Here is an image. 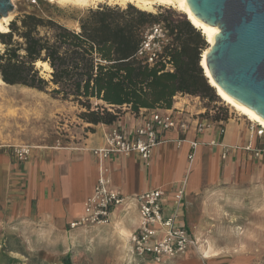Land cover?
<instances>
[{"label": "crops", "instance_id": "1", "mask_svg": "<svg viewBox=\"0 0 264 264\" xmlns=\"http://www.w3.org/2000/svg\"><path fill=\"white\" fill-rule=\"evenodd\" d=\"M181 103V118L190 124L189 131L185 136L175 130L160 134V144L146 162L136 154L113 155L105 160L95 157L92 150L104 146V135L110 128L103 124H83L74 131V141L62 147L33 149L29 161L24 164L17 163L6 151L0 150V218L25 232L23 245L33 244L39 251L44 244L53 245L55 235L77 233L70 231L68 226L82 214L84 202L92 194L99 174H103L110 187L125 198L121 206L112 210L110 223L99 229L106 245L112 244L109 248L103 247V264H108L104 258L109 250L118 261L111 264H139L128 251V240L138 226L135 198L145 192L163 191V214L176 213V224L184 226L196 237L201 228L204 188L220 182L236 183L245 178L240 172L245 161L249 171H257L259 179H264V154L253 158L240 150L248 132L245 133L243 125L234 120L228 119L223 124L222 134L218 125L196 134L193 121L202 117L197 116L199 111L194 103ZM178 106L179 103L173 101L167 111ZM140 112L145 116L150 111L142 109ZM140 112L133 115L125 110L114 125L121 126L123 132L130 135L143 123L144 116ZM87 127L93 130L85 131ZM180 139L181 143L177 144ZM191 142H196L197 146L189 160ZM220 144L227 149L223 160ZM178 189H183V199L175 211L173 198ZM33 230L35 232L30 236L29 232ZM199 244L202 243L198 241ZM59 252H65L63 246ZM191 252L162 264H225L222 254L215 255L208 245L200 256Z\"/></svg>", "mask_w": 264, "mask_h": 264}, {"label": "trees", "instance_id": "2", "mask_svg": "<svg viewBox=\"0 0 264 264\" xmlns=\"http://www.w3.org/2000/svg\"><path fill=\"white\" fill-rule=\"evenodd\" d=\"M36 2L45 16L23 14L0 33V80L6 86L49 93L75 107L77 119L92 126H111L125 110L133 115L142 109L169 110L178 94L216 103L215 91L200 67L206 39L186 17L174 22L162 12L107 4L77 18L53 17L45 2ZM60 20L72 21L76 28ZM153 24H161L168 33L162 51L167 62L148 67L135 55ZM39 62L49 66L48 79L36 68ZM212 120L227 122L226 111L215 108Z\"/></svg>", "mask_w": 264, "mask_h": 264}, {"label": "rangeland", "instance_id": "3", "mask_svg": "<svg viewBox=\"0 0 264 264\" xmlns=\"http://www.w3.org/2000/svg\"><path fill=\"white\" fill-rule=\"evenodd\" d=\"M30 1L11 0L13 5L11 22L28 13L45 16L41 11L43 8L32 6ZM45 4L50 7L48 11L53 17L61 14L74 18L79 17L83 11L95 9L99 5L115 6L106 0L80 6L57 2ZM159 12L174 22L185 19L181 12L171 7L155 6L154 10L147 13ZM60 21L70 29L76 28L72 21ZM8 29L9 25L7 31ZM36 68L43 78L48 79V71L41 66ZM186 100L194 103L193 100L179 97L176 102L181 106L183 104L181 102L186 103ZM201 101L206 111H212V115L215 108L221 113L226 111L227 120L237 121L243 125L244 132H248L252 121L218 97L216 103L203 99ZM76 115L75 107L52 98L49 93L0 84V143L26 144L32 146L33 151L62 147L74 141V131L83 125ZM254 125L256 126L255 123ZM244 165L240 172L245 174V178L242 177L236 183L220 182L216 186L204 188L202 220H199L201 228L195 235L202 244H199L200 251L192 250L191 254L200 256L202 249L208 245L215 255L222 254L224 258L222 263L264 264V179H259L257 171H249L247 161ZM104 227L71 230L77 232L74 235L70 233L66 236L55 235L57 238L53 245L44 244L36 251L37 246L33 244L23 245L24 231L11 227L0 218V264H103V247L112 246L106 245V240H103V235L99 231ZM34 232V230L29 232L30 236ZM61 246L64 247L63 253L59 252ZM105 255L104 261L108 264L118 262L114 260L111 250ZM166 261L163 259V262Z\"/></svg>", "mask_w": 264, "mask_h": 264}, {"label": "built area", "instance_id": "4", "mask_svg": "<svg viewBox=\"0 0 264 264\" xmlns=\"http://www.w3.org/2000/svg\"><path fill=\"white\" fill-rule=\"evenodd\" d=\"M30 3L32 6H37L36 0H31ZM168 41V33L161 24L151 25L144 32L135 58L148 67L160 61L165 64L167 60L163 58L162 51ZM166 69L171 70V67L166 65ZM178 97L193 100L199 111L197 116L202 117L193 121L196 134H202L214 125L219 126L220 134L223 133L222 127L225 122L212 120V111H206L199 97L178 94L173 101L176 102ZM182 114L181 106L172 111H150L145 116L141 113L140 115L144 116L143 123L130 135L123 132L121 126L113 124L104 135V146L92 150V154L99 160H105L113 155L127 157L136 154L146 162L150 159L153 149L160 144V134L174 130L182 136L187 134L190 124L181 118ZM181 141V139L177 140V144ZM196 146V142L190 143L192 152L188 156L189 160L192 159ZM220 147L223 149L221 153L223 160L227 149L221 144ZM0 150L6 151L17 163L24 164L29 161L33 147L26 144L0 143ZM240 150L253 158H259L264 154V130L250 122L246 143ZM163 197V191L152 190L135 198L138 226L130 235L128 251L139 264H162L163 259L175 260L192 250L199 251L197 238L187 228L176 224V213L171 216L163 214ZM182 199L183 189H178L173 198L175 211ZM124 200L123 196L110 187L108 179L103 174H99L92 194L83 204L82 214L69 224V230L108 225L112 210L121 206Z\"/></svg>", "mask_w": 264, "mask_h": 264}, {"label": "water", "instance_id": "5", "mask_svg": "<svg viewBox=\"0 0 264 264\" xmlns=\"http://www.w3.org/2000/svg\"><path fill=\"white\" fill-rule=\"evenodd\" d=\"M186 3L199 20L219 29L206 55L215 83L264 119V0ZM12 10L11 0H0V18Z\"/></svg>", "mask_w": 264, "mask_h": 264}, {"label": "bare ground", "instance_id": "6", "mask_svg": "<svg viewBox=\"0 0 264 264\" xmlns=\"http://www.w3.org/2000/svg\"><path fill=\"white\" fill-rule=\"evenodd\" d=\"M103 0H49V2H57L59 4H76V5H87L90 2H102ZM109 4H114L116 6H126L132 5L135 8L149 12L154 10L155 6L162 7H171L177 9L179 12L185 15L190 24L198 30L202 36L205 37L208 48L203 52L200 67L203 70L204 76L208 81V84L211 88L214 89L216 96L225 104L232 107L234 110L238 111L241 115L246 117L252 123L257 124L264 130V119L261 118L254 111L249 109L248 107L236 102L234 99L229 97L213 80L207 65H206V55L210 46L214 44V38L218 34L219 29L217 26H211L203 21L199 20L189 9L186 0H106ZM12 20V15L9 13L6 17L0 18V33H5L7 31V27L9 22ZM36 66L43 67L44 70L50 72L49 66L47 64L36 63ZM1 85H5L0 80ZM206 254V253H205Z\"/></svg>", "mask_w": 264, "mask_h": 264}]
</instances>
